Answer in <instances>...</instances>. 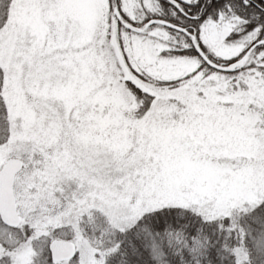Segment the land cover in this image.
<instances>
[{
	"label": "snow or ice",
	"instance_id": "1",
	"mask_svg": "<svg viewBox=\"0 0 264 264\" xmlns=\"http://www.w3.org/2000/svg\"><path fill=\"white\" fill-rule=\"evenodd\" d=\"M0 264H264V0H0Z\"/></svg>",
	"mask_w": 264,
	"mask_h": 264
}]
</instances>
